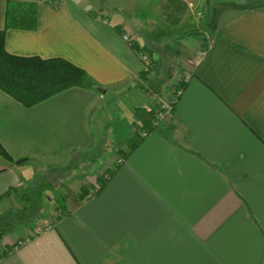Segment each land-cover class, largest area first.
<instances>
[{
    "label": "crops",
    "instance_id": "obj_1",
    "mask_svg": "<svg viewBox=\"0 0 264 264\" xmlns=\"http://www.w3.org/2000/svg\"><path fill=\"white\" fill-rule=\"evenodd\" d=\"M19 1L36 4V19L7 28V51L64 58L102 89L71 87L33 106L0 89V143L29 158L0 156V227L26 207L35 174L23 164L98 143L108 94L148 91L172 62L184 87L101 193L80 200L98 177L84 171L66 208L4 231L0 264H264V0ZM7 8L0 0V29Z\"/></svg>",
    "mask_w": 264,
    "mask_h": 264
},
{
    "label": "rangeland",
    "instance_id": "obj_2",
    "mask_svg": "<svg viewBox=\"0 0 264 264\" xmlns=\"http://www.w3.org/2000/svg\"><path fill=\"white\" fill-rule=\"evenodd\" d=\"M78 3L90 9H97L100 6L107 8V4L103 0H80ZM200 20V27L206 29L205 18L202 16ZM169 66L167 64L165 71L153 78L154 84H158L157 91L159 94L152 90L145 91L134 85V87L124 91L120 90L107 95L103 108L98 112L101 116V120L99 119L100 122H98L99 126L95 128V133L100 132L102 137L97 144L93 145L92 149L84 152L71 151L68 154L55 156L37 155L35 165L38 166L30 163L20 167V170L26 175L32 176L34 172L35 176L29 181L32 188L35 183L43 184L49 188L43 192L42 208L38 211L39 216H47L39 217L35 225L45 221V218L54 216L55 213L58 214L60 210L57 209V206L63 203L58 198L61 195H68L67 186L77 189L81 185L84 171L98 172V175H102L103 171L108 170L117 157H121L120 151L128 148L129 139L135 135L137 128L138 130L141 129L139 125L142 124L143 120L137 117V113H140L139 109L143 111L147 109L148 114L153 111L155 115H160L161 109L163 114L164 111L167 112L170 104L176 100V92L179 91L181 85L179 71L174 72V62L170 63ZM168 114L157 121L158 125L164 124ZM132 125L136 129H133ZM99 153L100 157L94 161L91 160ZM95 178L93 177V179ZM64 181L65 185L62 186ZM49 195L52 199L48 198ZM35 204L40 206L39 203Z\"/></svg>",
    "mask_w": 264,
    "mask_h": 264
},
{
    "label": "trees",
    "instance_id": "obj_3",
    "mask_svg": "<svg viewBox=\"0 0 264 264\" xmlns=\"http://www.w3.org/2000/svg\"><path fill=\"white\" fill-rule=\"evenodd\" d=\"M6 18L7 23L5 28L0 29V89L14 97L25 106L38 104L71 87H84L97 91L102 89L99 86L96 87V84L83 68L64 58L44 59L38 56L25 57L15 55L7 51L5 44L7 28L10 26L29 27L32 26V24L34 25L36 19L35 3L8 0ZM185 33L198 35L200 32L198 29H193L188 32H184L183 34ZM206 47H208V45L204 46V48ZM146 82L148 90L158 93V84H154L153 78H147ZM183 87L184 82L181 80L180 88L182 89ZM177 96H179V92ZM150 114L152 115L149 120H146L144 124L141 125V129L143 131L139 128L135 135L129 139L128 148L120 151L121 156L124 159H126L128 155L141 143L143 139L141 132L148 133L151 129L155 128L157 116L153 111H150ZM0 156L10 161H29L28 157L15 160L1 143ZM98 157H100V153L91 158V160L94 161ZM121 164H115L113 168H108V170H106L105 173L109 175L108 178L104 177L103 174L98 175L97 182L100 184V189L97 190L95 194L90 193V187H92V185H83L79 192L80 200L101 193ZM63 185H65V181L62 186ZM47 189L49 188L39 183H35L33 188L29 183L26 185L23 190V198L27 203L26 207L16 211L15 214L11 215L9 221L0 227V237L3 236L4 231H8L16 225H35L39 217L47 216L38 215V211L42 208L41 204L43 200V192ZM48 198H51V196L49 195ZM66 198L67 195H61L58 198L63 201L62 204H58V210L66 208ZM35 203H39L40 206Z\"/></svg>",
    "mask_w": 264,
    "mask_h": 264
},
{
    "label": "built area",
    "instance_id": "obj_4",
    "mask_svg": "<svg viewBox=\"0 0 264 264\" xmlns=\"http://www.w3.org/2000/svg\"><path fill=\"white\" fill-rule=\"evenodd\" d=\"M124 37H125V39H127V40L130 39V37L127 36V35L124 36ZM207 51H208L207 48L202 49L201 52H200V55H201V56H205L206 53H207ZM142 59H143L144 61L148 62V61H149V55H148L147 53H144V54L142 55ZM175 102H176V100H175L173 103L170 104L169 109H167V112L164 111V114H163V112H162V109L160 110V115H156L157 118H156L155 124L158 125L157 121H159L162 117H164L167 113H169V111H171V109L173 108ZM143 134H145V132H144ZM124 161H125V159L121 156V157H118V158L116 159V163H115V164H121V163H123ZM115 164H114V165H111L110 168H113V167L115 166ZM105 171H106V170H105ZM105 171H103L102 174H103L104 177L108 178L109 175H108L107 173H105ZM99 189H100V184L96 181V182L92 185V187H90V193H91V194H95L96 191L99 190ZM49 227H51V226H48V225H47L46 228L48 229ZM24 243H25V241H23V240L18 241V243L15 245V247H16V246L18 247V246H20V245H22V244H24Z\"/></svg>",
    "mask_w": 264,
    "mask_h": 264
}]
</instances>
